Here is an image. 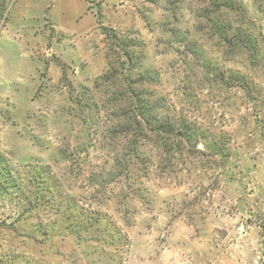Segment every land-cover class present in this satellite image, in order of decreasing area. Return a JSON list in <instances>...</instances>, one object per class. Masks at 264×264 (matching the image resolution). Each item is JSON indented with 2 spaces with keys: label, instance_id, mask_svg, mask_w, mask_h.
Returning <instances> with one entry per match:
<instances>
[{
  "label": "rangeland",
  "instance_id": "1",
  "mask_svg": "<svg viewBox=\"0 0 264 264\" xmlns=\"http://www.w3.org/2000/svg\"><path fill=\"white\" fill-rule=\"evenodd\" d=\"M235 1L255 59L207 0H0V163L68 212L0 185V264H264V0ZM131 89L177 131L120 132Z\"/></svg>",
  "mask_w": 264,
  "mask_h": 264
},
{
  "label": "trees",
  "instance_id": "2",
  "mask_svg": "<svg viewBox=\"0 0 264 264\" xmlns=\"http://www.w3.org/2000/svg\"><path fill=\"white\" fill-rule=\"evenodd\" d=\"M241 9V5H239L235 0H207V6L202 10V16L208 19V21L212 24V28L214 29L215 33L219 36V38L223 40L225 44L234 49H246L249 52L251 58L255 59L258 53V46L252 34L247 30H244L243 28H237V26H235L232 22L229 15V13L231 12H239ZM104 31L108 36L113 37V39H115L116 41L118 40V34L114 28L104 27ZM60 64L62 65L63 76L66 77V65L62 62H60ZM113 74L114 73H112L111 67V69L108 70L107 74H105L104 78L109 77L110 75L112 76ZM129 91L130 96L135 98L137 104L134 105L133 109L131 108L132 110L130 109V120L119 125L118 129L120 132L130 133L132 135H135V137H140L142 135L143 125L139 121L138 116H140L141 118L144 117L150 130L156 133L162 132L168 135H172L177 131L175 125L169 120H159L148 117L147 114H145V112L141 110L143 105L141 104V97L139 93L135 90L133 91L132 89ZM35 170L36 172L33 175L35 177L31 176L32 178L28 180L29 183L33 185V188H30V184L28 186V184L24 181L19 182V180L14 176V172L8 164L0 163V175L3 176L2 179L4 180L0 185L3 189H6L4 193H12L10 194L11 196H13L14 194L25 195V198L28 202L32 201L31 199H29V195L36 194L39 199L36 200L47 202L46 204L51 205V209L56 214H67V210H63L60 204L54 202L56 198L47 197V193L52 191L59 195L58 192L54 191L55 187H53L52 183L54 181L52 177L48 175L47 169L43 167H36ZM31 204H29L28 209L34 210V207H32ZM71 207L72 204L70 203L67 209ZM68 211L71 212V214H68L67 218V221H69L68 225L76 223V225L81 224L82 228L88 229V224L85 225L83 216L79 215L73 218V216L75 215L74 213H72L73 209H69ZM95 219V223L100 224L101 217L97 215V217H93L90 220L94 221Z\"/></svg>",
  "mask_w": 264,
  "mask_h": 264
}]
</instances>
